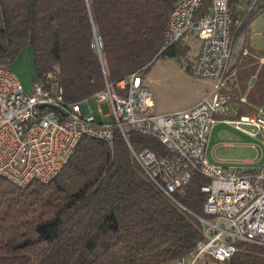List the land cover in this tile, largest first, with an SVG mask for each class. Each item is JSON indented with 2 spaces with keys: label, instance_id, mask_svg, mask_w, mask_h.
Masks as SVG:
<instances>
[{
  "label": "trees",
  "instance_id": "trees-1",
  "mask_svg": "<svg viewBox=\"0 0 264 264\" xmlns=\"http://www.w3.org/2000/svg\"><path fill=\"white\" fill-rule=\"evenodd\" d=\"M175 2L0 0V66L10 68L29 45L34 81L54 74L68 103L90 100L105 82L115 90L131 74L142 78L160 57L185 56L179 48L184 38L162 50ZM209 11L211 0H205L194 20ZM229 11L234 48L264 13V2L251 7L230 0ZM247 45L236 53L231 48L224 86L239 114L264 107V57L257 59ZM128 136L135 150L163 155L155 139ZM123 141L119 132L106 143L81 138L57 177L44 184L21 188L0 178V264H175L189 258L204 240L198 217L205 218V194L199 189L207 180L193 177L184 194L174 195L176 203L147 180ZM236 246L225 264H264V247Z\"/></svg>",
  "mask_w": 264,
  "mask_h": 264
},
{
  "label": "built area",
  "instance_id": "built-area-1",
  "mask_svg": "<svg viewBox=\"0 0 264 264\" xmlns=\"http://www.w3.org/2000/svg\"><path fill=\"white\" fill-rule=\"evenodd\" d=\"M204 1L176 0L163 34L162 50L186 36L197 39L192 76L212 82L209 92L183 111L155 113L152 94L139 73L116 83L115 90L105 82L90 100L71 104L54 74H48L45 83L33 81L27 94L11 69L0 66V178L21 188L33 181L50 182L81 138L106 143L119 132L147 180L172 201L177 203L174 195L184 194L193 177L207 180L199 189L205 194V218L198 217L204 240L189 261L175 264H194L203 257L226 263L237 252V242L264 247V166L238 172L227 163L208 161L205 152L217 122L264 139V107L239 114L238 103L225 92L233 43L230 0H211L210 13L195 21ZM245 1L251 7L264 2ZM101 47L96 38L94 51L99 54ZM129 132L158 141L163 155L149 148L135 150Z\"/></svg>",
  "mask_w": 264,
  "mask_h": 264
},
{
  "label": "rangeland",
  "instance_id": "rangeland-1",
  "mask_svg": "<svg viewBox=\"0 0 264 264\" xmlns=\"http://www.w3.org/2000/svg\"><path fill=\"white\" fill-rule=\"evenodd\" d=\"M245 43L253 50L257 59L264 57V13L256 17L246 35L240 36L232 49L236 53L241 50ZM179 48L184 49L185 56L178 58L160 57L154 62L149 71L142 76L144 84L152 94L155 113L157 114L164 115L160 111L169 110L172 113L176 109L187 107L195 103L204 90L208 89L207 91L209 92L210 87H212V82L192 76V67L198 53L199 41L186 36ZM10 69L17 76L19 83H21L28 94L35 79L33 51L29 45L24 47L18 56L15 57ZM90 104V106L94 107L93 102H90ZM101 105L103 113H108L107 105ZM243 128L249 129L246 125ZM208 139L205 152L208 161L212 163H227V166L238 172L246 169H258L264 166V139L262 138L245 135L235 129L233 125L217 122L213 125ZM225 142L231 144L225 146ZM212 147L214 149L209 152ZM189 259L190 257L185 259V262L189 261ZM194 264L225 263L214 262L208 257H203Z\"/></svg>",
  "mask_w": 264,
  "mask_h": 264
},
{
  "label": "crops",
  "instance_id": "crops-1",
  "mask_svg": "<svg viewBox=\"0 0 264 264\" xmlns=\"http://www.w3.org/2000/svg\"><path fill=\"white\" fill-rule=\"evenodd\" d=\"M261 63H262V61H264V59H260L259 60ZM253 78H252V82H253ZM206 81H209V80H206ZM211 82V81H210ZM250 85H251V83H250ZM208 89H206V90H204L203 91V93H202V95L195 101V103H193V104H191V105H189V106H187V107H184V108H181V109H176L175 111H173V112H177V111H183V110H186V109H189L190 107H192V106H194L195 104H197L198 102H199V100H201L206 94H207V91ZM154 109H155V104H154ZM156 111V110H155ZM160 112H162L163 114H169V113H171V111H169V110H167V111H160ZM172 112V113H173ZM162 115V114H161ZM213 129V128H212ZM245 134V133H244ZM246 135H248V134H246ZM231 143H229V142H225L224 143V145L225 146H229ZM214 148L212 147L211 148V150L209 151V152H212V150H213ZM247 162H250V161H247ZM246 162V163H247Z\"/></svg>",
  "mask_w": 264,
  "mask_h": 264
}]
</instances>
